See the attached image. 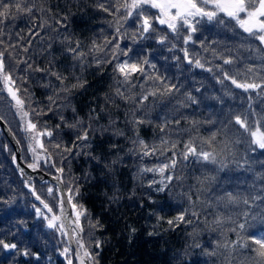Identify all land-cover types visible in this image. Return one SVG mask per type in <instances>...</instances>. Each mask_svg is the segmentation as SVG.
<instances>
[{
	"label": "trees",
	"instance_id": "trees-1",
	"mask_svg": "<svg viewBox=\"0 0 264 264\" xmlns=\"http://www.w3.org/2000/svg\"><path fill=\"white\" fill-rule=\"evenodd\" d=\"M36 3L45 11L34 12L35 19L21 16L0 25L3 29L0 32V41H3L0 51L5 52V71L12 74L22 90L21 96L28 101L26 109L45 113L34 114L33 122L38 124V128L46 124L54 133L51 138H42L47 153L38 149L41 155L49 156V162L41 159L38 167L34 168L57 177L60 173L55 169L62 167L65 192L70 185H78L80 195L76 202L88 209L93 221L99 220L104 226L93 230L95 237L102 242L98 264H226V258L231 260V264H240L250 257L251 252L240 248L234 252L221 248L216 256H207L204 252L211 251L217 241L236 240L237 233L247 239L264 231V199L254 202L251 199L264 197V150L256 148L252 151L255 146L245 130L234 121L229 122L234 115H246L251 129L257 126L256 121L264 129V91L244 92L224 79L218 68L223 63L222 54L225 59L231 57L234 60V64L223 65L224 71L230 75L240 73L237 79H241L245 70L253 67L256 69V81L260 82V77H264V45L228 21L224 24L202 22L193 35V42L184 45L182 37L187 35L186 31L181 29L179 36H174L166 26L154 22L153 27L159 34L168 35L170 43L160 45L154 38L133 42L126 37L119 41L120 49L125 52L129 48L132 50L126 57L120 55L119 60L138 63L147 58L156 65V70L144 66L147 75L159 74L166 78V82L176 84L179 91L170 95H150L140 109V96L155 90L159 84L147 80L141 73L132 76L130 85L118 84L122 77L113 71L116 61L98 66L94 59V56L101 60L111 59V45L103 53L89 55L83 63L74 60L67 51L79 41L81 50L88 52L93 40L101 43L115 35L109 23L112 15L97 7L99 3L108 6V0H36ZM149 13H155V10H149ZM45 21L47 24L40 27ZM125 29L130 37L136 25L129 21L122 32ZM172 44L177 47L169 51ZM184 47L188 49L190 58H199L205 64L204 69L187 63L180 51ZM50 66L53 71L68 76L71 83L76 82L71 79L73 74L84 82V87L74 90L65 102L67 106L61 110L53 105L51 112L48 111L47 97L52 95V91L45 85H55L57 81L45 72L34 71ZM208 68L212 71H207ZM219 79H224V83H219ZM118 87L126 96H135V101L116 96ZM23 89H27V93ZM189 94L197 103L188 100ZM72 108L76 109L75 113ZM133 112L137 118L147 121L138 126L141 139L158 145L160 138L164 137L177 143V166L164 174L165 177L171 174L173 179L170 183L165 180L168 187L163 192L155 190L158 184L149 187L152 180L160 181L161 175L141 173L140 169L168 162L172 152L142 158L129 152L133 147L130 141L135 139V128L130 123ZM61 115L63 122L59 119ZM0 117L17 140L23 162L28 167L35 164L37 161L31 151L28 133L24 127L18 129V116L2 78ZM77 119L91 124L90 146L78 156L61 155L63 146H71L79 130L66 124ZM176 120L180 121L179 124L175 123ZM193 120L199 123L193 126L190 123ZM165 121L168 126L162 133L159 126ZM57 124L60 125L58 130ZM121 132L123 135L118 134ZM213 132L218 133L214 142L217 151L224 148L225 141L228 142V147L222 152L226 157L225 168L220 170L216 165L191 156L183 160L179 155L189 139L194 138L199 149L201 140L209 138ZM57 143L61 144V149L53 146ZM204 147L208 150L206 145ZM92 157H97L99 162ZM52 161H55L54 166ZM205 175L214 176L215 180L203 186L207 192L198 193L201 185L197 178L203 179ZM49 187L54 190L51 195L47 192ZM226 191L244 193L249 198V205L227 208L218 205L216 198ZM37 195L59 214L57 186L48 180L37 181L23 174L0 129V240L17 245V249L11 250L0 247V264H66L63 258L64 248L69 247L66 236L48 229L46 220L36 215L37 208L51 215L43 208L41 200L36 199ZM189 197L195 201L194 207L190 205ZM185 210L189 213L186 219H191L192 224L169 226L166 223L167 219ZM193 211L199 214V219L191 216ZM217 213L231 217L235 223L226 220L222 227H216L212 221ZM158 217L164 219L158 220ZM245 222L246 230H240L237 225ZM209 225L215 230H209ZM232 228H236V232H232ZM85 229V240L95 254L97 250L94 242L88 239L87 224ZM196 244L201 248L194 247ZM25 249L29 252L27 256L22 254Z\"/></svg>",
	"mask_w": 264,
	"mask_h": 264
},
{
	"label": "snow or ice",
	"instance_id": "snow-or-ice-1",
	"mask_svg": "<svg viewBox=\"0 0 264 264\" xmlns=\"http://www.w3.org/2000/svg\"><path fill=\"white\" fill-rule=\"evenodd\" d=\"M98 9L102 10L105 13L112 15L113 19L110 21V26L114 29L115 35L109 38H105L101 43H97L95 40L92 41L91 47L88 49V52H84L80 48V42H75V47H69L67 51L73 55V59L76 61L84 62L87 57L91 54L103 53L105 49L111 45V59L101 60L94 56L96 64L99 66L103 63H112L116 61L114 72L118 73L122 80L118 81V84L121 85H130L131 78L135 73L144 74L147 80H152L159 84V87L155 90L143 94L140 96L139 108H143L144 101L149 99V96L155 97L157 94L170 95L173 92L179 91V88L176 84L166 82V78L157 74L155 76L147 75L146 69L144 66L152 70H156V65L152 64L147 58L140 60L138 63L133 62L129 63L128 59L123 61L119 60V56H127L128 52H131V48L127 52L122 51L119 46V41L125 39L126 37L131 38L133 42L137 39H147L154 38L156 43L160 45H165L170 43L168 35H161L157 32L156 28L153 27L155 22L158 25L166 26L167 30L174 34V36H179L181 29L187 32L186 36L182 37L184 45L193 42V35L199 30V25L202 22H213L219 24H224L226 21L232 22L234 28L242 30L244 33L258 40L262 45H264V0H108V6L105 3L97 4ZM149 10H155V13H149ZM44 12L43 8H39L36 0H0V25H5L7 22L15 21L21 16L35 19L34 12ZM131 21L136 25V30L131 33L130 37L124 26ZM47 24V21L44 24H41L40 27H44ZM0 32H3V29L0 28ZM113 41H116L114 44ZM3 43V41H0ZM176 44H172L169 51L176 49ZM201 47H204L201 44ZM26 50V49H25ZM180 51L183 52L184 58L189 65L195 66L197 68L204 69L205 64L201 62L199 58L192 59L189 57V52L186 47L181 48ZM215 54V52H214ZM223 63L219 65L218 68L221 70L222 76L224 79L231 82L236 88L243 90L244 92L261 90L264 91V77H260V82H256V69L249 67L245 70L241 79H237L240 73L230 75L229 72L223 70V65L234 64V60L229 57L225 59L223 55H220ZM179 60V57H175ZM25 63H27L25 61ZM5 52L0 51V78L3 79L6 91L11 97V100L14 102V108L20 114L21 119L24 121V131L28 133V139L31 141V151L34 154V159L37 161L35 164H30L29 167L34 168L38 167L39 160L43 159L45 163L49 162V156L41 155L38 149L42 150L44 153H47V149L44 147L42 138L47 136L51 138L53 136V130L49 129L45 124L42 127L38 128V124L33 122L32 116L45 114L42 111L37 112L35 109L28 110L26 109L27 99L21 96V88L17 86L16 80L13 79L10 72L5 71ZM28 68L31 69V65H28ZM37 72H45L51 77H54L57 83L55 85H45V87L50 88L52 95L47 97L48 100V111H53V105L58 109H61L66 105V101L71 96L74 90L84 87V82L81 77H77L73 74L72 80H75V83L69 81V77L63 75L58 71H53L51 66L47 69L37 68L34 69ZM207 71L211 72L212 69L208 68ZM224 79H219V83H224ZM27 93V89H23ZM197 91H199L197 89ZM230 94V93H229ZM115 95L120 97L123 100L133 102L135 101V96H126L120 88L115 89ZM188 100L193 103H197L195 97L188 95ZM73 113L76 112L75 108L71 109ZM98 117H89V119H96ZM0 119H3L0 117ZM59 119L63 122L64 117L61 115ZM234 121L235 124L239 125L241 128L250 131L251 135V144L255 147L252 148V151H255L256 148L264 150V129L259 127V121H256L255 130H251V126L247 122V116L244 115H234L230 118L229 122ZM145 121L142 118H137L135 112L132 113V120L130 123L134 126L135 139L131 140L133 147L129 149V152H133L139 155L141 158L144 156H152L159 154L160 156L166 155L168 152H172V156L168 158V162L156 165L154 167H142L140 169L141 173H159L162 177L160 181L152 180L149 183V187L158 184L159 186L155 189L156 191L163 192L168 187V183H165L167 180L169 183L173 179L171 174L165 177V173L169 170H175L177 166L176 152L177 143L172 142L164 137L160 138L159 144H149L145 140L141 139L138 133V126L144 124ZM179 120H176L175 123L179 124ZM193 126L198 124V121L190 122ZM67 127L72 129L79 130L76 133L74 140L72 141L71 146L65 145L61 149V144L57 143L53 145L57 149H61V155L68 153L70 155L78 156L80 153L87 149L90 146V136L89 131L91 130V124H85L82 119H77L72 124H66ZM168 126V122L165 121L160 125V131L163 133ZM60 125H56L58 130ZM123 135V133H118ZM217 132H213L211 136L207 139L201 140V147L198 149L195 139H189L183 145V150L179 155L183 160H188L191 156L198 161H203L208 164L218 166V169L222 170L226 167V157L222 155L224 149L228 147V142H224V148L220 151L214 147V142L217 139ZM170 145V147H169ZM207 146L208 150H205L204 146ZM94 160H98L97 157H92ZM99 162V160H98ZM53 166L55 161H52ZM110 163L115 164L116 161H111ZM104 167L103 164H101ZM241 166L242 165H238ZM55 171L60 173L56 177L58 181L63 183V173L64 169L62 167L56 168ZM198 183L201 185L197 189L198 193L207 192L208 189L203 187L205 184H211L215 177L211 175H205L203 179L197 178ZM53 188L49 187L47 192L49 195L53 194ZM35 193V189H33ZM80 195V187L78 185H70L66 192H61L59 196V214L53 212L52 207L45 201H42L40 196L37 195L36 199L41 200L43 208L47 210V215L40 208L36 209V215L44 218L46 220V227L48 229L55 230L60 233L61 236L69 237V247H65L63 254L68 257L69 252L71 251V243L74 239L78 251L76 256L80 260V264H98L97 257L99 255V250L101 249L102 242L95 237L94 231L97 229H102L104 226L99 220L93 221L91 215L87 208L79 205L76 202V197ZM254 202L257 199H264V197L254 196L251 197ZM199 200V195L197 196ZM217 204L225 208L229 206L244 204L249 205V198L245 196L242 192H231L226 191L222 196L216 198ZM189 203L193 207L195 206V201L191 200L189 197ZM207 203V202H206ZM70 205L71 209L74 212V216H69L66 211L65 205ZM188 211L185 210L171 219H167L166 223L169 226H179L181 223L192 224L191 219H186ZM191 216L199 219V214L197 212H191ZM244 216L247 217L248 213L245 212ZM164 219L163 217H158V220ZM231 221V217H224L221 213H217L216 218L212 221V224L216 227H222L224 223ZM207 221V217H205ZM235 223V221H231ZM85 224H87L88 229V239L94 242V247L97 250L95 254L90 250L89 244L85 240ZM237 227L240 230H246V222L239 223ZM209 230L214 231L215 229L209 225ZM132 231H135L133 229ZM232 232H236V228L231 229ZM0 247L6 250L17 249L16 244L5 243L3 240H0ZM196 248H201V245H194ZM229 250L234 252L237 248L249 251L252 253L250 257H246L245 260H242L240 264H264V231L259 232L258 234L251 235L247 239L240 237L237 233V239L231 242H216L215 247L211 251H205L204 254L207 256H216L218 249ZM23 255H29L27 249L22 253ZM68 264H72V260L68 259ZM226 264H231V260L226 258Z\"/></svg>",
	"mask_w": 264,
	"mask_h": 264
},
{
	"label": "water",
	"instance_id": "water-1",
	"mask_svg": "<svg viewBox=\"0 0 264 264\" xmlns=\"http://www.w3.org/2000/svg\"><path fill=\"white\" fill-rule=\"evenodd\" d=\"M0 129L3 133V135L6 137V139L8 140L9 144L11 145L13 152H14V156H15V161L16 164L18 166V168L20 169V171L27 175L30 178H33L37 181H42V180H48L52 183H54L57 186V189L59 191V195L61 192H65L62 182L58 181L56 179V177L44 172L43 170H41L40 168H29L22 160L21 158V150H20V146L18 144V142L16 141V139L14 138V136L12 135V133L10 132V130L8 129V127L6 126V124L0 120ZM66 207V211L67 214L69 216H72V212H71V207L70 205H65ZM67 241H69V237L66 236ZM71 248L74 250L75 255L76 252L78 251L75 241L73 239L72 243H71ZM76 263L80 264V260L79 258L76 256Z\"/></svg>",
	"mask_w": 264,
	"mask_h": 264
},
{
	"label": "rangeland",
	"instance_id": "rangeland-1",
	"mask_svg": "<svg viewBox=\"0 0 264 264\" xmlns=\"http://www.w3.org/2000/svg\"><path fill=\"white\" fill-rule=\"evenodd\" d=\"M242 31V30H241ZM3 80V79H2ZM257 82V81H256ZM259 83V82H258ZM3 85H4V82H3ZM4 89L6 91V88H5V85H4ZM7 92V91H6ZM8 94V93H7ZM10 97V96H9ZM11 98V97H10ZM13 105H14V102H13ZM16 111V109H15ZM16 114H17V120L16 122L18 121V129H21L22 127H24V121L21 119V116L20 114L16 111ZM16 124V123H15ZM245 130V129H244ZM251 130H255V128L251 129ZM246 134L248 135L250 141H251V135H250V131L249 130H245ZM31 168V167H29ZM58 214V213H57ZM63 258L65 260V263L68 264V259L70 258L72 260V264H76V260H75V254H74V251H70L69 254H68V257H66L64 254H63Z\"/></svg>",
	"mask_w": 264,
	"mask_h": 264
},
{
	"label": "bare ground",
	"instance_id": "bare-ground-1",
	"mask_svg": "<svg viewBox=\"0 0 264 264\" xmlns=\"http://www.w3.org/2000/svg\"><path fill=\"white\" fill-rule=\"evenodd\" d=\"M2 121V119H0Z\"/></svg>",
	"mask_w": 264,
	"mask_h": 264
}]
</instances>
